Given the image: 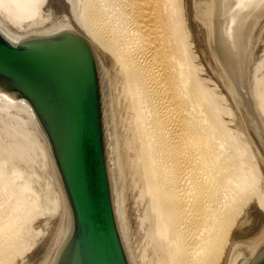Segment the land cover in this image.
Returning a JSON list of instances; mask_svg holds the SVG:
<instances>
[{"label":"water","instance_id":"obj_1","mask_svg":"<svg viewBox=\"0 0 264 264\" xmlns=\"http://www.w3.org/2000/svg\"><path fill=\"white\" fill-rule=\"evenodd\" d=\"M12 20L0 0V152L32 221L6 264H154L155 210L130 161L120 51L79 0ZM173 39L248 169L210 264H264V0H175Z\"/></svg>","mask_w":264,"mask_h":264},{"label":"bare ground","instance_id":"obj_2","mask_svg":"<svg viewBox=\"0 0 264 264\" xmlns=\"http://www.w3.org/2000/svg\"><path fill=\"white\" fill-rule=\"evenodd\" d=\"M1 2L13 21L42 8L41 0ZM79 6L82 20L120 51L130 161L155 210L154 264H210L223 212L248 169L219 163L225 131L173 39L175 0ZM10 160L0 152V199L22 210L0 216V264L32 221L22 170L12 159L13 175L5 172Z\"/></svg>","mask_w":264,"mask_h":264},{"label":"rangeland","instance_id":"obj_3","mask_svg":"<svg viewBox=\"0 0 264 264\" xmlns=\"http://www.w3.org/2000/svg\"><path fill=\"white\" fill-rule=\"evenodd\" d=\"M6 9V11H7V8H5ZM1 153H3V152H1ZM11 161H13L12 160V157H11V160L8 162L9 164H7L8 165V170L6 171V169H5V172L8 174V175H13V170H12V174L10 173L11 172V170H10V168H12V167H10L9 168V166H11V164L10 163H12ZM5 168H6V165L4 166ZM9 171V172H8ZM15 174V173H14ZM22 178V180H24L23 179V177H21ZM21 178L20 179H18V180H20V181H16L15 180V182H14V187H17L16 189H18V190H21L22 189V187H23V184H24V181H23V183H22V180H21ZM19 186H21V189H20V187ZM19 187V188H18ZM24 194H26L25 192L23 193V195ZM24 196H27V194L26 195H24ZM6 199V198H5ZM5 199L3 198V197H1V199H0V216L2 217H6L7 215H9V217L11 216H15V214H13V213H15L17 210H18V207H19V209L20 210H22V207H20L19 205H18V203H17V201H15V199L14 200H6L5 201ZM9 203V204H8ZM13 205V206H12ZM16 206V207H15ZM26 208H24V210H25ZM15 211V212H14ZM30 217V216H29ZM28 217V218H29ZM18 220H20V219H18ZM25 222H26V220L25 219H23V221L21 222V220L20 221H18L17 223L18 224H20L22 227L24 226L23 224H25Z\"/></svg>","mask_w":264,"mask_h":264}]
</instances>
